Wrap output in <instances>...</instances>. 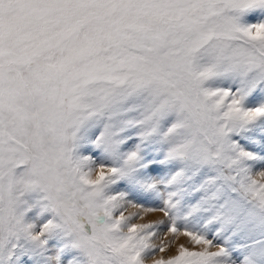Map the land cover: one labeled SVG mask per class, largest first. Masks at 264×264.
Returning a JSON list of instances; mask_svg holds the SVG:
<instances>
[{
  "label": "snow or ice",
  "instance_id": "snow-or-ice-1",
  "mask_svg": "<svg viewBox=\"0 0 264 264\" xmlns=\"http://www.w3.org/2000/svg\"><path fill=\"white\" fill-rule=\"evenodd\" d=\"M0 264H264V0H0Z\"/></svg>",
  "mask_w": 264,
  "mask_h": 264
},
{
  "label": "rangeland",
  "instance_id": "rangeland-1",
  "mask_svg": "<svg viewBox=\"0 0 264 264\" xmlns=\"http://www.w3.org/2000/svg\"><path fill=\"white\" fill-rule=\"evenodd\" d=\"M129 211L132 212V211H135V209H129ZM156 215L158 216L159 214H156ZM152 218H155V217H152ZM168 239H171V236H169ZM179 243H186V238H183V237L180 238V240L177 241V244ZM173 255H176L175 247L169 249L167 252L159 253L157 258H161V257L168 258Z\"/></svg>",
  "mask_w": 264,
  "mask_h": 264
}]
</instances>
